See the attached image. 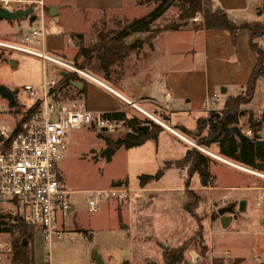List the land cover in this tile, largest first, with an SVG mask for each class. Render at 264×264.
Instances as JSON below:
<instances>
[{"label":"rangeland","instance_id":"1","mask_svg":"<svg viewBox=\"0 0 264 264\" xmlns=\"http://www.w3.org/2000/svg\"><path fill=\"white\" fill-rule=\"evenodd\" d=\"M48 1L50 0H46V2ZM35 4L37 5V3ZM43 4L42 2L40 10L38 5L33 6L34 13L38 18L37 21H39V17L42 18L40 15H45L43 16L44 19L42 18L41 26L39 22H33L31 25L33 28L36 26L43 28L45 34L43 51L48 55L72 63L77 69L83 63L82 57L78 56L75 59L80 44L84 47L89 46L95 41L98 32L113 34L120 31L123 26H126L133 19L150 14L149 19L152 20L149 24L150 31L134 34L126 40L127 42L134 41L137 45L140 44V47L130 51L123 64L114 67L113 72L106 75L109 77L108 79L103 75V72L96 69L94 58L90 59V63H85L82 68L83 71L93 75L94 78L104 81L105 83H103L109 88L120 90V85H126L132 77L135 78L136 76L139 77V83L146 86L149 82L147 77L152 75L150 73L146 77L143 74L145 69L143 67L147 58L149 60L156 59L157 63L160 66L162 65L156 73L163 81L165 79L164 68L166 69L169 66L170 70H177L181 65L187 64L184 60L190 58L188 50L191 49L189 46L192 41L183 31L171 30L165 32L161 38L156 40L155 49L157 52L153 53L152 35L173 24L191 27L193 23H196L191 19L180 20L178 18L179 8L175 3L166 2L162 4L160 0H138L136 2L138 6H134L130 0H124V9L122 7L116 14L107 15L108 17L103 22L96 23L93 26L86 23L93 16L102 15L103 13L100 11L102 9H97L94 6L76 8L70 3L67 18H62L61 21L57 22L54 17L47 15V11L43 9L45 6ZM0 5H3L1 1ZM17 6L27 7L19 1H11L9 4L10 9H15ZM262 10L263 6L260 3L256 11L262 13ZM23 19L25 18L11 21L0 19V43L28 45L23 42V36L26 32H29V24ZM64 22L66 24L62 25ZM71 34H77L79 38L72 37ZM68 37H70V42H68ZM75 40H78V42H75ZM56 41L61 42V49H58L60 43H56ZM256 42L264 51V35L258 38ZM32 48L42 50L40 44H34ZM158 49H161V51L158 52ZM140 64L143 70L139 68ZM148 65L147 62L146 67ZM60 69L59 65L50 61H43L35 55L0 45V85H4L13 93L20 110H23L32 101L26 96L22 87L25 84L40 82L43 75L47 79H59L61 77L59 75ZM145 70L148 71V69ZM73 81L82 84L85 82V84L90 85L93 89L90 88V98H93L95 102L97 101L99 105L103 106L111 103V101L122 106L125 105L117 100L110 93L111 91L77 73L76 79H73ZM161 82L158 80L157 83L151 84L150 90L156 100L163 102L166 88L164 83ZM139 83L135 87L133 86L138 92L140 90ZM191 85L196 90L202 89V83H199V80L195 81V85L193 81ZM74 88L73 85L64 87L62 90L64 97L73 96ZM122 92L126 95V99L136 103L140 108L145 109L148 107V104L138 100L134 94L126 91ZM216 95L220 94L216 93ZM245 96L246 89L244 87L237 95L231 97L245 98ZM83 99L85 98L83 97ZM133 100H137L138 103ZM10 105L8 99L0 95V107L7 116V119L0 120V122L7 123L9 129L12 128L10 122L13 121L11 119L13 117L9 113L11 110ZM239 110L248 111L253 115V120L260 121V116L264 112L263 79L256 81L252 99L250 102L241 104ZM156 112L154 114L155 119L163 120L164 113L160 109ZM124 113L127 117H137L140 121L147 119L144 114L131 106L126 107ZM18 117L17 114L16 118ZM173 117L175 118V116ZM247 117L248 114L245 113L239 118L238 127L250 136L251 131L247 124ZM154 123L158 125L157 122ZM129 131L130 129L110 134L90 128L68 131L67 150L57 163V171L65 188L74 191L73 194L69 195V199L75 205V209L69 217V230L52 241L50 249L51 264H97L95 257H99L103 264H121L125 260L130 264H143L146 261L163 264L162 253L166 249L180 245L198 229L201 231L202 241L207 250L202 255L198 246L193 242L190 243L189 248L184 252V262L181 264H212L214 255L219 254H222V256L218 257L220 258L218 260L224 263H230L235 259H240L239 264L264 262V224L262 223L264 218V177L252 175L232 167L229 170L218 167L212 168L213 172L216 171L220 183L231 182L240 187L237 191L230 193L246 198V210L240 212L237 210L238 196L233 197L230 194H224L213 198L210 195V186L190 189V186L196 187L199 184L197 174L191 176L189 179L190 185L186 188L187 165L179 169L174 165L164 167L166 162L183 156L182 147L169 140L168 136L162 135L158 140L149 139L146 144L132 148L123 146L115 148L108 144L106 137L113 141ZM247 131H250V133H247ZM178 132L193 143V145L185 143L186 149L194 148L206 155L210 162L213 161L212 157L197 148H203L198 141L205 136L206 128L199 135L190 134L188 136L179 130ZM106 146L114 148V152L108 161L100 157L101 151ZM208 149L209 152L216 153L213 146ZM181 169L184 172L183 176L181 175ZM159 170L162 171L161 176L152 179L146 185L148 188H155V190L145 194L135 190L140 188V176H152ZM259 174L264 173L259 172ZM254 185L258 188L245 189L247 186ZM179 187L183 190L177 189ZM113 188L130 190L128 197L121 200L107 191ZM84 190L103 191L100 193V199L96 201V211L88 209L85 194H83ZM187 190L192 191L194 196L198 197L194 203L195 206L193 205L194 216L184 210V205L194 201L193 197L187 194ZM259 194L262 196L261 200L258 199ZM137 199L143 201V209L141 210H144V212L137 209ZM258 200L260 201L259 205L256 204ZM227 205H233L236 219L223 228L219 222L217 209ZM14 211L13 206L7 201L0 202V213L7 215L5 221L17 218L12 214ZM239 219L245 220V224L238 226ZM237 226L239 229H237ZM1 234L0 241H10V235ZM33 237L34 264H45L47 254L43 248L41 236L35 233ZM225 247L237 257L225 253L224 251L228 252ZM5 264L7 263L5 262Z\"/></svg>","mask_w":264,"mask_h":264},{"label":"built area","instance_id":"2","mask_svg":"<svg viewBox=\"0 0 264 264\" xmlns=\"http://www.w3.org/2000/svg\"><path fill=\"white\" fill-rule=\"evenodd\" d=\"M0 1L3 6L9 8L10 0ZM36 3L42 8L41 0ZM197 18L195 16L193 20ZM23 42L28 45L13 43H0V45L59 65L61 67L59 75L60 71H66V76L75 72L112 91L101 80L77 69L72 63L46 54L43 51L42 28L32 29L25 34ZM34 44H40L42 50L32 48ZM61 78L62 76L59 79H47L43 75L40 82L25 84L22 90L32 100L31 103L19 114L10 110V116L13 117L11 118L13 121L10 122L11 129L7 123L0 122V202L7 201L15 209L12 214L41 236L43 248L47 254L45 264H51L52 241L66 231L70 214L75 209V205L69 199V195L74 191L65 188L57 171V163L67 150L68 131L90 128L110 134L130 129L123 119L115 118L110 113L88 110L81 96L65 98L57 88ZM122 99L127 105L161 125L153 116L142 111L136 103L123 97ZM216 101V97L208 98L209 104ZM17 114L18 118H16ZM6 117V113L0 107V120H5ZM257 134L259 139H264V121ZM197 148L210 157L216 158L206 149ZM181 175H184L183 169H181ZM107 191L124 200L128 197L130 190L113 188ZM101 192L103 191L84 190L83 194L90 211H96V201L100 199ZM261 198L259 194L258 199L261 200ZM259 200L256 202L257 205L260 204ZM9 252L8 243H1L0 256L4 257L7 264H17L8 258Z\"/></svg>","mask_w":264,"mask_h":264},{"label":"crops","instance_id":"3","mask_svg":"<svg viewBox=\"0 0 264 264\" xmlns=\"http://www.w3.org/2000/svg\"><path fill=\"white\" fill-rule=\"evenodd\" d=\"M10 1H19V0H10ZM36 1H39V0H20L19 2L23 3L24 6L29 5V4H32L33 6H37L35 4ZM137 1L138 0H130L131 4H133L134 6H138V4H136ZM208 1L212 9H216L217 11H223L226 14L227 18L235 24H239L243 22L260 21L263 18V15L258 14L256 11V8L260 5V3H262L263 0H208ZM42 2L44 3L43 5H45L43 8L45 11H47L48 7L52 5L57 6L56 18H54L55 21L57 22L61 21L62 18L63 19L67 18V14H69V10H70V3H72L76 8H81V6L82 7H86V6L93 7L94 6V7H97V9H102L100 10L101 13H103L102 15L93 16L86 23V24L88 23L91 24V26H93L96 23L103 22V20L107 18L110 14H116V12H119L124 4V0H50L48 2H46V0H42ZM93 3H96V4H93ZM19 7H22V6H17L15 7V9ZM38 9L40 10L39 5H38ZM40 16L43 18V16L45 15H40ZM196 17H198L196 20H193V18H191V20L196 23H199L202 21V17L200 14H197ZM42 18L39 17V21H37L38 18L36 17V19L33 22H39L41 26ZM23 20H25V22L29 24L28 26L29 32L32 29L38 28L37 26L33 28L31 26L33 22H30L28 18H25ZM65 24L66 23L64 22L62 25H65ZM39 28H42V27H39ZM168 31H171V30L161 31L151 40L152 47H154L153 53L157 52L155 49L156 40L158 38H161L163 34ZM174 31H183L185 32V34L188 35V38L191 39L192 44H190L189 46L191 47V49L188 50V53H190V58L188 57L186 60H184V62L187 64L181 65L180 68H178L177 70L176 69L170 70L169 66L166 69L164 68L163 70L164 77H165L164 81L156 73L162 67V65L160 66V64L157 63L156 59L149 60V58H147L145 60L146 64L143 67V69L144 68L148 69V71H146L145 69L143 70L142 67H140L141 64L139 65V68L143 70L144 76L147 77V75L152 73V75L147 77L149 78V82L146 84V86L143 84H140L138 81L139 77L136 76L135 78L132 77L126 85L125 84L120 85V88H119L120 90L113 89L110 87L112 90L110 93H112L117 100L125 104L124 106L114 101H111V103L103 105V106L99 105L97 101L95 102L93 98L92 99L90 98V88L91 87L87 83L85 84V82L83 84L78 82L80 83L79 89H77L74 86L75 90L73 92V96L74 97H77V96L84 97L85 106L90 111L112 113L114 111L124 112L125 108L129 106L122 99V97L124 98L126 97V95L123 94L122 91H126L130 94H134L135 96H137L138 100L148 104V107L145 108L144 110L151 116L154 117V114L157 113L156 111H158L159 109L164 113L163 121L165 123L162 120L161 121L158 120L161 126L163 127V129L159 132L156 139L158 140V138H160V136L162 135L168 136L169 140H171L173 143H176L182 147L183 155H184L185 151L187 150L185 143H189L192 145L193 143L187 138H185L182 134H180L176 130L175 127L183 126L184 128L188 130H193L197 126L198 119L202 120L203 122L205 119L208 118L209 114L212 111L216 110L214 112H218L217 110H221L223 108L224 100L227 97L235 96L242 89H244L250 77V74L256 64V56L250 50V47L248 44L249 36L246 30H239L238 32H236L234 37L228 30L195 28L193 24L191 27L180 26ZM29 32H26L25 34ZM78 33H81V32H78ZM70 37H68V42L71 41ZM44 40H45V34H44ZM77 41L78 40H75V42ZM58 42L59 41H56V43ZM59 43H60V46L58 49H61V42ZM160 51L161 49L160 50L158 49V52ZM147 62L149 63V65L146 67ZM158 80L162 81L161 83H164L165 88H166L164 92L163 102L156 100V98L152 96L153 93L150 90L151 84L157 83ZM196 80H199V83H202V89L196 90L193 88L191 83L194 81V85H195ZM138 83L140 87L139 92L134 89V87ZM70 85L72 86L71 83ZM221 89L222 90L224 89V91L222 92ZM91 90L93 89L91 88ZM216 93H219L220 95H216ZM211 96L216 97L217 101L215 103L209 104L208 98ZM69 97H72V96H69ZM133 101L137 102V100H133ZM10 104H11L10 105L11 110L16 111V113L19 114L22 111L20 110L19 108L20 106L16 103V101L15 103L10 102ZM177 115H179L180 118ZM173 116H175V118ZM171 117H173V119H171ZM144 144H146V142ZM215 149L216 148H214V150ZM211 154L216 156V158L212 157L213 161L210 162L209 164L210 173L214 177L213 185L209 187L210 195L213 198H216L217 196H222L224 194L226 195L230 194L233 191H237V189L240 187L231 182L220 183L217 178L216 171L213 172L212 168L218 167L223 170L224 169L229 170V168L231 167L237 168L239 170L240 168H242L241 170L244 172L246 171V173L248 172L249 174L251 173L252 175L264 177V174H259V172H256L254 170L248 169L239 164L226 160L224 157H222L218 153L217 149H216V153L212 152ZM172 161H175V160H171L168 162H172ZM246 169H248L249 171ZM147 183L144 184L143 186H140V188L135 189V190H137V192H143L144 194L151 190H155V188H148L146 186ZM189 183H190V180H189ZM198 183H199V180H198ZM190 187H191L190 189H194V188H199L201 186L200 184H198L196 187L195 186H190ZM201 188H206V187H201ZM256 188H258V186L254 185V186H247V188L245 189L253 190ZM177 189H179L180 191L183 190V188L181 189V187ZM231 196L233 197L238 196L239 201L245 199L244 200L245 206L243 210L244 212L246 210V198L245 197L242 198L241 195H231ZM136 201H137L136 203L137 209H139L141 212H144V210H141L143 209L142 208L143 201L139 199H137ZM235 219L236 218L231 219L228 225L234 222L233 220ZM239 220L240 222L238 223V226L245 224V220H242V219H239ZM238 226H237V229H239ZM68 228L69 227L67 226L65 230L68 231L69 230ZM5 234L7 233H4V235ZM34 234L35 233H33V235ZM0 235L2 234L0 233ZM33 238L34 237H32L31 241L28 244L32 248V250H33ZM0 242L2 244L8 243V246L10 244V241H7V240H2ZM226 249L228 248L225 247V250ZM224 252L228 253L229 256L237 257L231 254L229 249H228V252L226 251ZM214 256H215L214 259L218 260L220 259L218 257L222 256V254L214 255ZM8 258L10 259V252H9ZM5 262L6 261L4 257L0 256V264H5Z\"/></svg>","mask_w":264,"mask_h":264},{"label":"trees","instance_id":"4","mask_svg":"<svg viewBox=\"0 0 264 264\" xmlns=\"http://www.w3.org/2000/svg\"><path fill=\"white\" fill-rule=\"evenodd\" d=\"M162 4L166 2L175 3L179 8L178 18L180 20H187L193 18L195 15L200 14L202 21L193 23L195 28L205 29H224L228 30L234 37L239 30H246L248 32V44L250 50L256 56V64L250 74V77L245 85L246 96L241 97H227L224 100L223 108L218 111L219 116L213 117L211 120L202 122L197 120V126L193 130H188L183 126H176V130L186 135H199L204 128L206 134L198 141L199 145L208 150L211 146L216 148L218 153L226 160L239 164L248 169L264 173V155L254 145V141L259 139L257 132L264 121V112L260 116V121L253 120V115L248 111H240L239 106L243 103L250 102L253 97L256 81L258 79L264 80V51L262 47L256 42L258 38L264 35V0L262 1L263 18L260 21L243 22L235 24L230 21L223 11L212 9L208 0H160ZM150 14L142 17L135 18L130 21L126 26H123L120 31L113 34L98 32L95 41L89 46H80L75 55V59L79 56L82 57L83 63L78 66L79 69L85 66V63H90V59L94 58L96 62V69L103 72V75L108 79L107 74L113 72L114 67L123 64L128 57L130 51L136 50L140 47L136 42H127V38L134 34L146 33L150 31L149 24L152 22L149 19ZM184 24V23H183ZM182 24H173L163 30H176ZM161 30V31H163ZM160 31V32H161ZM151 36L153 39L157 34ZM111 35V36H109ZM72 37L79 38V36L71 35ZM139 43V42H138ZM93 76V75H92ZM76 79V73H69L67 76L62 77L58 85V89L62 92L63 88L70 85L71 81ZM104 82V81H103ZM105 83V82H104ZM82 91V90H81ZM80 91V93H81ZM63 95V92H62ZM213 112V111H212ZM248 114L247 124L251 131V140H239L234 132L232 126H238V120L241 116ZM115 118L123 119L130 131L121 135L116 140L110 141L108 137L106 140L109 145L117 148L123 146L125 148L137 147L144 144L149 139H156L159 132L163 129L161 125H157L150 119L140 121L135 117H127L122 111H114L110 113ZM163 121V120H162ZM164 122V121H163ZM148 123L150 125L147 131L140 129L139 126ZM165 123V122H164ZM194 131V132H193ZM193 132V133H192ZM210 159L198 152L194 148L187 149L182 158L166 162L164 167L174 165L177 168H182L187 165V178L185 180V187H189V179L192 175L197 174L199 184L201 187H209L213 183V175L209 169ZM162 171H157L154 175L140 176L139 184L143 186L154 178L160 177ZM193 197V203L184 205V210L194 216L193 208L194 203L198 197H195L190 190L186 191ZM194 205V206H193ZM193 206V207H192ZM6 214L0 213V233H7L11 236L10 239V260L17 264H34V253L32 248L28 245L33 237L32 227L22 223L17 218L14 220L5 221ZM26 244H23V242ZM195 243L201 254L207 250L206 245L202 241V234L198 229L188 239L184 240L180 245L166 249L162 253L163 264H181L184 262V252L189 248L190 243ZM240 259H235L230 263H224L221 260L212 259V264H239ZM121 264H130L128 261H122ZM143 264H158L155 261H146ZM259 264H264L261 262Z\"/></svg>","mask_w":264,"mask_h":264},{"label":"water","instance_id":"5","mask_svg":"<svg viewBox=\"0 0 264 264\" xmlns=\"http://www.w3.org/2000/svg\"><path fill=\"white\" fill-rule=\"evenodd\" d=\"M56 12H57V6L52 5L48 7L47 14L49 16H52L56 18ZM21 18H28L30 22H33L36 19V14L34 13V7L32 4L27 5V7H19L16 9H9L6 6L0 5V19H5L8 21L21 19ZM78 42V41H77ZM14 65V61H13ZM60 75L62 77L66 76V71H60ZM71 84L75 86L77 89L80 88V83L76 81H72ZM221 91L223 92L224 89ZM0 95L6 97L11 103H15L14 95L11 91H9L4 85H0ZM218 112H211L207 119L204 120L206 122L207 120H211L213 117H218ZM150 125L148 123L142 124L139 126L140 129H143L144 131H147L149 129ZM232 131L236 135V137L239 140H251L250 136H248L246 133H244L237 125L232 126ZM254 145L257 149L261 151V153L264 155V139H256L254 141ZM114 152V148L111 146H106L100 153V157L104 158L106 161L110 160L112 153ZM245 206V201L240 200L238 202V211H243ZM217 214L219 215V221L223 228H225L231 219L236 218V214L233 211L232 205L223 206L217 209ZM262 222L264 223V219H262ZM23 244H26L24 241ZM95 260L97 264H103L99 257H95Z\"/></svg>","mask_w":264,"mask_h":264},{"label":"bare ground","instance_id":"6","mask_svg":"<svg viewBox=\"0 0 264 264\" xmlns=\"http://www.w3.org/2000/svg\"><path fill=\"white\" fill-rule=\"evenodd\" d=\"M124 98V97H123ZM125 99V98H124ZM142 111H144L145 113H147L144 109H142V108H140ZM148 114V113H147ZM149 116H150V114H148ZM208 151V150H207ZM209 152V151H208ZM210 153V152H209ZM240 169H242V168H240ZM246 170H248V169H246ZM249 171V170H248Z\"/></svg>","mask_w":264,"mask_h":264},{"label":"flooded vegetation","instance_id":"7","mask_svg":"<svg viewBox=\"0 0 264 264\" xmlns=\"http://www.w3.org/2000/svg\"><path fill=\"white\" fill-rule=\"evenodd\" d=\"M233 206V205H232ZM234 211V210H233Z\"/></svg>","mask_w":264,"mask_h":264}]
</instances>
